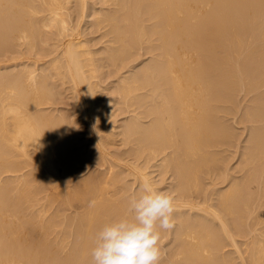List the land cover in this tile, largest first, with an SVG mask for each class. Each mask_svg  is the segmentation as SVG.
<instances>
[{
    "label": "bare ground",
    "instance_id": "6f19581e",
    "mask_svg": "<svg viewBox=\"0 0 264 264\" xmlns=\"http://www.w3.org/2000/svg\"><path fill=\"white\" fill-rule=\"evenodd\" d=\"M94 3L0 0V56L12 54L0 75V264H93L103 225L127 214L144 180L167 179L174 227L160 240L167 232L175 248L159 264H264V0H98L88 13ZM102 67L118 77L107 95L135 114L119 133L131 149L112 158L121 171L113 164L71 187L90 162L75 154L77 117L55 106L72 94L96 145L89 159L108 161ZM241 94L254 95L244 109ZM233 124L248 131L245 145ZM76 202L73 218L57 210Z\"/></svg>",
    "mask_w": 264,
    "mask_h": 264
},
{
    "label": "clouds",
    "instance_id": "9594fccd",
    "mask_svg": "<svg viewBox=\"0 0 264 264\" xmlns=\"http://www.w3.org/2000/svg\"><path fill=\"white\" fill-rule=\"evenodd\" d=\"M174 211V194L144 180L129 198L127 214L105 223L96 234L93 264H159L161 230L173 229Z\"/></svg>",
    "mask_w": 264,
    "mask_h": 264
},
{
    "label": "rangeland",
    "instance_id": "374dc122",
    "mask_svg": "<svg viewBox=\"0 0 264 264\" xmlns=\"http://www.w3.org/2000/svg\"><path fill=\"white\" fill-rule=\"evenodd\" d=\"M92 1V2H91ZM88 2H89V4L91 5L93 2H95L96 4L98 3V0L96 1V0H88ZM94 3V5H93V7H91V9L88 11V13L90 12V13H93V12H91V10L92 11H96V10H98V8L100 9L101 8V5L100 4H97V6H96V4ZM95 6V7H94ZM93 8V9H92ZM103 8V7H102ZM95 9V10H94ZM104 9H105V7H104ZM105 10H107V9H105ZM87 26V27H86ZM86 26H84L83 28H85L84 30H86V28L88 29V27L90 26V25H86ZM83 30V29H82ZM82 31L83 33L85 32V31ZM99 35V34H98ZM85 37H87L88 39H91L92 40V38H94L95 39V37H97V35L96 34H94V35H91V34H89V35H87V36H85ZM93 39V40H94ZM98 39H96L95 41H93L92 43H91V45H95V42H96V44H97V41ZM99 45H96V46H92V49L94 50V51H96V50H100V49H102L101 51H103V47L104 46H106V44H104L103 45V43H101V45H100V43H98ZM108 44V43H107ZM17 50H23L22 48H20V49H17ZM101 51H99V53H101L102 54V52ZM141 52V54H142V51H140ZM98 53V55L100 56L101 54H99ZM10 55H12V54H10ZM10 55L9 54H7V56L9 57H7L6 56V58H4V59H6V60H4V59H2V57H5V56H0V58L2 59L0 62V68H3L6 64H4V63H6L7 62V65H6V67H4L3 69H0V75L1 74H4V73H6L7 72V66H9V65H11V63L9 62L8 63V59H10ZM15 55V54H14ZM13 55V56H14ZM97 55V56H98ZM12 56V57H13ZM96 56V58L98 59L99 57H97ZM102 57V56H101ZM137 57H138V55H137ZM143 57V58H142ZM142 57H140V58H138V60H137V63L135 64V65H137L138 63V65L136 66V70L135 71H137L138 70V68H139V70L141 69V67L142 66H144V64H146V63H148L149 61H150V59L153 57L152 55H143ZM8 58V59H7ZM3 60H4V62H3ZM24 61H26V60H24ZM105 61V60H104ZM104 61H101V63L102 64H104L105 62ZM148 61V62H147ZM3 62V63H2ZM140 62H142L141 64H140ZM134 65V63L133 64H131V66H135ZM131 69V68H130ZM130 69H128V70H130ZM10 70V69H9ZM100 70H101V72H99L98 73V75H99V79H98V81L100 82V92L101 93H103L104 95V97H106V98H104V97H102L103 99H112L111 101H112V103H110L109 104V107H110V105H111V107H110V110H109V115H112L113 117H111V118H113V119H111V118H109V121H108V124H107V130H108V132L109 133H112V134H114V136L112 137V139L114 138V140H113V142H112V140H111V142H112V145H113V147H112V145H110V146H108V148H111V149H108V152H109V157H107V160L111 163H109L108 161H101V160H97L98 158L100 159V157L98 156V158L97 159H89L90 158V156H92L93 154H92V148H93V145L94 146H96L94 143H92L91 144V139H90V137L88 138L87 137V135L86 134H84V133H86L85 132V130H84V125L82 124V123H80V122H82V117L80 116V114L78 113L79 111H77L78 109H77V107H76V105H75V103H76V101L73 99V97H72V94L69 92V91H67V92H65V95L64 96H66L67 98H68V100H61V99H59V101L57 102V104H56V108L59 110V111H61L62 112V114H64L65 116H70L71 114H73V115H75V116H72V118H76L75 119V121L76 122H79L77 125H80L79 127L77 126V129H80L81 131H79L76 135H74V139L76 140L77 139V142H75L74 144L75 145H77V146H75V149L77 150L76 151V155L78 156V155H83V157L85 158V160H88V162H90L89 163V168H88V164H83V167H82V165L81 164H79L78 165V167L82 170V174L81 173H79V174H77V175H75V176H72L71 177V179H70V181L72 180V182L70 183L71 185V187H73V186H75L76 184H78L79 182H80V179L81 178H83V177H85V178H89L91 175L93 176H96L97 174H104V171H108L111 167H113V166H111V165H113L114 164V167H115V164L117 165V163H115L113 160H112V158L116 155L117 157L118 156H120V158H124L125 156L124 155H126V154H124V153H128V150H130L131 149V145L129 144V146H127V145H125L126 144V142H127V140L125 141L124 139H126L125 137H122L121 135H119V133L121 132L122 133V131H123V129L125 128H123V126L125 125V123H130V121H132V119L131 118H133V116H135V114L133 115L132 113L131 114H129V113H126V114H123V113H125V112H122V110H123V108L125 107L124 105V107L121 105V103H122V101L121 100H118L117 98H119L116 94H115V96H114V94H113V96H112V94L110 93L109 95H107L109 92H107V91H112L111 89H115L117 86H118V77L116 76V77H114V75H116V74H110V75H112V76H108V71L106 70V68L105 67H102V68H100ZM99 70V71H100ZM104 70V71H103ZM127 70V71H128ZM138 70V71H139ZM125 71V70H124ZM124 71H122L123 72V75H128V72H125L124 73ZM101 73V74H100ZM127 73V74H126ZM104 74H105V76H104ZM104 77V78H102V77ZM101 77V78H100ZM107 77H109L108 79H107ZM112 78H114V79H112ZM103 79V82L101 81ZM117 80V81H116ZM117 83V84H116ZM111 87H113V88H111ZM109 89V90H108ZM113 92V91H112ZM105 94H106V96H105ZM244 94H241V96H238L239 98V100H238V102L240 101V102H242V103H240L239 102V106H242V108L241 109H244L245 108V106H247V105H251L250 103V100H252V97L254 96V95H249V96H247L246 98L243 96ZM64 96H62L63 97V99H66V97H64ZM61 97V98H62ZM108 97V98H107ZM113 97V98H112ZM251 97V98H250ZM71 98V99H70ZM117 99V100H116ZM242 99V100H241ZM61 100V101H60ZM113 100H115V101H119L120 102V104H118L117 103V106H116V104H114V102L115 101H113ZM61 102V103H60ZM63 102H64V104H63ZM59 103H60V105H59ZM247 103V104H246ZM62 104V105H61ZM66 104V105H65ZM69 104V105H68ZM71 104V105H70ZM114 104V105H113ZM242 104V105H241ZM244 104V105H243ZM57 105H59V106H57ZM61 106V107H60ZM113 106V107H112ZM55 107L53 106V107H51V106H49V109L50 108H53V109H55ZM74 107V108H73ZM119 107V108H118ZM122 107V110L120 109ZM244 107V108H243ZM112 108V109H111ZM120 109V110H118V109ZM66 109V110H65ZM75 109V110H74ZM63 110V111H62ZM70 112H69V111ZM118 110V111H117ZM65 111V112H64ZM72 111V112H71ZM75 111H77V113L76 114H74L75 113ZM115 111H117V113L115 112ZM122 113H121V112ZM112 112V113H111ZM111 113V114H110ZM119 114V115H118ZM80 116V117H79ZM130 116H131V118H130ZM80 120H79V119ZM115 119V120H114ZM113 120V121H112ZM128 120V121H127ZM233 120V119H232ZM112 121V122H111ZM234 121V120H233ZM231 123H233V122H231ZM113 127H112V126ZM235 125H236V123H235ZM248 125V124H247ZM122 126V127H121ZM233 126H234V124H233ZM235 127V129L237 130V133H242V131H243V133H244V135H243V137H241L240 139H241V145L240 146H243V145H245V139H247L246 137H248V135H249V133H248V131L247 130H245L244 131V125H237V127L236 126H234ZM83 129V130H82ZM110 129V130H109ZM112 130V131H111ZM83 131V132H82ZM79 133H80V135H79ZM239 133V134H240ZM79 135V136H78ZM105 134H103V135H101V136H103V137H106V135L104 136ZM75 136H77V137H75ZM81 136V137H80ZM118 136V137H117ZM83 138V139H82ZM124 138V139H123ZM72 139H73V137H72ZM122 139H123V141H122ZM74 140V141H75ZM83 140H84V142H83ZM82 141V142H81ZM125 141V143H123ZM114 143V144H113ZM128 143V142H127ZM90 146H89V145ZM81 146V147H80ZM92 146V147H91ZM79 148V149H78ZM88 148V149H87ZM91 148V149H90ZM129 148V149H128ZM239 150H241V149H238V151L236 150V149H232V151H231V153L232 152H234L233 154H231V155H235L236 153L238 154H236L235 155V157L236 158H234L233 159V161H231V164H234L235 166L237 165V162H240V160H239V153L238 152H241V151H239ZM235 151H237L236 153H235ZM78 152V153H77ZM90 152V153H89ZM98 154H99V151H96ZM85 153H87V155L85 154ZM88 153H89V155H88ZM96 153V155H98ZM108 154V153H107ZM115 154V155H114ZM117 154H119V155H117ZM123 154V155H122ZM87 156V158H86V156ZM114 157V158H117V157ZM123 156V157H122ZM110 158V159H109ZM119 158V157H118ZM119 158V159H120ZM90 160V161H89ZM97 160V162H98V164L95 162ZM128 160V159H127ZM92 161V162H91ZM113 161V162H112ZM87 162V161H86ZM94 162V163H93ZM107 163V164H106ZM110 165H109V164ZM92 166H91V165ZM106 164V165H105ZM87 166V167H86ZM99 166V168H97V167ZM111 166V167H110ZM240 166V165H239ZM102 167H104V168H102ZM95 168V169H94ZM109 168V169H108ZM118 168V169H117ZM90 169H92V171L90 170ZM116 169H117V171H116ZM99 170V171H98ZM114 171V170H113ZM119 171H121V169H119V167L118 166H116L115 167V172H119ZM89 173V174H88ZM96 173V174H95ZM106 173V172H105ZM126 174V173H125ZM125 174H122V177H121V179L123 178L124 179V183H122V184H125V185H131L132 186V184H133V180H132V178H130L129 176H127V174L125 175ZM156 174V175H155ZM155 174H153V176L155 177V180H159V178H158V176H157V172L155 173ZM123 175H125V176H123ZM91 176V177H92ZM127 178V179H125V178ZM157 177V178H156ZM130 178V179H129ZM79 179V180H78ZM84 179V178H83ZM122 179V180H123ZM130 180V181H129ZM76 183H75V182ZM128 181V182H127ZM170 181L171 180H169V179H167L166 181H165V183L163 184V183H160V185L158 184V186L159 187H157V189L159 188V190H162V191H168V188H169V183H170ZM161 182V181H160ZM168 182V183H167ZM127 183V184H126ZM129 183V184H128ZM131 183V184H130ZM159 183V182H158ZM73 185V186H72ZM167 185H168V187H167ZM124 186V185H123ZM128 187V186H127ZM132 190L131 191H129L128 192V196H131V194H133L134 193V190H135V188H136V185H133L132 186ZM61 201V200H60ZM59 201V202H60ZM58 204H60V203H58ZM58 204H56L57 206H58ZM76 204H77V202L76 203H74V207H71V206H73V205H66V204H60V207L58 208L56 205H54L53 206V208H51L50 210L51 211H49V214L50 213H55L56 212V210H54V208H58L57 210H61L60 212H61V214L62 215H66V216H70L69 218H73V216H75V213L77 214L78 212H79V209L77 210V209H75L76 207ZM64 206V207H63ZM69 206V207H68ZM63 209V210H62ZM55 211V212H54ZM63 211V212H62ZM80 212H81V210H80ZM262 214H264V212L262 213ZM51 215V214H50ZM262 217L264 218V215H262ZM65 221H67V220H65ZM13 225V224H12ZM67 230H70L71 231V229L69 228V229H67ZM64 231V234H66V232L68 233V231ZM62 234H63V232H60V236H62ZM68 234H70V232L68 233ZM67 234V235H68ZM52 237V236H51ZM53 238V237H52ZM52 238H50V239H52ZM164 238V239H163ZM162 238V240H160V248H161V254H162V257L160 258L161 260H165L166 258H168L167 257V255H168V253H169V255H170V253H171V249H174L175 248V243L173 244V241H174V238L173 237H171V236H169V237H167V232H164V237ZM72 239V237L70 236L69 237V240H71ZM240 241H242L243 242V240L242 239H239V242ZM172 244V245H171ZM52 247H54V245L52 246ZM56 248V247H55ZM54 249V248H53ZM229 248H227L226 250H228ZM164 250V251H163ZM230 250V249H229ZM168 255V256H169Z\"/></svg>",
    "mask_w": 264,
    "mask_h": 264
}]
</instances>
